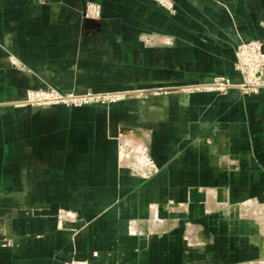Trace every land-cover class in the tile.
<instances>
[{"label":"crops","instance_id":"0c3cea01","mask_svg":"<svg viewBox=\"0 0 264 264\" xmlns=\"http://www.w3.org/2000/svg\"><path fill=\"white\" fill-rule=\"evenodd\" d=\"M173 2L0 0V264L264 259V222L239 214L264 204V88H198L242 82L235 49L264 43V0ZM45 86L132 94L22 102ZM120 135L144 143L154 174L122 162Z\"/></svg>","mask_w":264,"mask_h":264},{"label":"built area","instance_id":"2783aa9c","mask_svg":"<svg viewBox=\"0 0 264 264\" xmlns=\"http://www.w3.org/2000/svg\"><path fill=\"white\" fill-rule=\"evenodd\" d=\"M159 4L165 7L170 12H175L174 3L172 0H156ZM101 10L96 4L88 5L85 11V17L96 18L99 17ZM235 67L242 76V82L239 87L245 92L258 93L264 88V43L261 40H247L240 42L235 50ZM227 81V84L225 83ZM229 81L223 77H217L212 82L200 85L198 88L204 89H220L224 90ZM131 91L118 92H65L55 91L53 88H44L35 92H29L23 103L32 104L35 106H56L64 105L67 107H78L84 105H91L95 103H116L128 97ZM146 151L143 152L145 162L139 168L133 170L140 175L149 177L157 171L154 162L145 156ZM78 264H86V262H78ZM255 264H264V259L256 261Z\"/></svg>","mask_w":264,"mask_h":264},{"label":"rangeland","instance_id":"374dc122","mask_svg":"<svg viewBox=\"0 0 264 264\" xmlns=\"http://www.w3.org/2000/svg\"><path fill=\"white\" fill-rule=\"evenodd\" d=\"M172 2H173V0H172ZM90 4H96L97 6H99V8L101 10V5L100 4L94 3V2H89L85 6L84 17H85V11H86L88 5H90ZM85 18L90 19V20H97V19H100L101 18V13H100V16L99 17H96V18H88V17H85ZM151 41L154 42L155 40L152 39ZM223 78H225V77H223ZM226 80H228V79H226ZM225 83L227 84V81H225ZM228 83H229L228 86L223 91H226L229 87H232V86L239 87V84L241 82L238 83V84H233V83H231L229 81ZM48 87L53 88L55 91H61V90L56 89V88L51 87V86H45L44 88H48ZM44 88L43 87H40V88H29V89H27L26 95L29 92H35L37 90H43ZM242 91L245 92V90H243V89H242ZM100 93H104V92H100ZM247 93H255V92H247ZM25 104H28V103H25ZM95 104H98V105H109V104H112V103H109V102H105V103L99 102L98 103L97 102ZM95 104H91V105H95ZM30 105L32 107L40 108V109H44V108L51 107V106H44V105L43 106H40V107L35 106V105H32V104H30ZM132 131H134V130H129V132H132ZM137 138L138 137L132 136L130 139H126V138L124 139L123 136L122 137H121V135L119 136V140L123 144V145L121 144V147H122V153H121L122 162L125 163V164H127V165H129V166H131V167H134L136 169L139 168L140 166H142V164L145 162V157L143 156V152L144 151H146L145 156L146 157H149L151 159V155L149 153V150L144 145V143L138 142V139ZM151 160H153V159H151ZM239 214L241 215V217L254 218V219L258 220L262 224V222H264V204L263 203L262 204L261 203H257L255 201H246V202L241 203L239 205ZM64 215L65 214L60 213V216L59 217H62ZM80 261L81 262H86V264H89V261L88 260H85V259L84 260L83 259L82 260H80V259H73L71 261L66 262L65 264H78V262H80ZM258 261H260V260H258Z\"/></svg>","mask_w":264,"mask_h":264},{"label":"water","instance_id":"95a60500","mask_svg":"<svg viewBox=\"0 0 264 264\" xmlns=\"http://www.w3.org/2000/svg\"><path fill=\"white\" fill-rule=\"evenodd\" d=\"M90 22L91 23H97L95 20H90ZM246 264H248V263H246Z\"/></svg>","mask_w":264,"mask_h":264},{"label":"bare ground","instance_id":"6f19581e","mask_svg":"<svg viewBox=\"0 0 264 264\" xmlns=\"http://www.w3.org/2000/svg\"><path fill=\"white\" fill-rule=\"evenodd\" d=\"M253 264H255V262H253Z\"/></svg>","mask_w":264,"mask_h":264}]
</instances>
